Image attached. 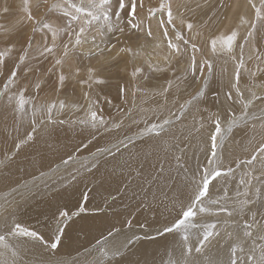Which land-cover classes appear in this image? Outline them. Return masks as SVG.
I'll return each instance as SVG.
<instances>
[{
	"label": "rangeland",
	"instance_id": "obj_1",
	"mask_svg": "<svg viewBox=\"0 0 264 264\" xmlns=\"http://www.w3.org/2000/svg\"><path fill=\"white\" fill-rule=\"evenodd\" d=\"M36 3L37 0H28V6L34 17L29 20L25 12V0H0V53L4 54L3 57H0L3 60V63H0V93H3L0 95V132H3V138L0 141L3 142L2 150L5 152L0 156V173L4 172V168L10 161L13 162L19 157L27 144L38 137V132H51L61 125L72 128L86 127L98 132L101 128H95L102 127L103 124L106 125L105 120H103V124L100 123L101 119L105 117L107 120L121 118L117 122L118 126L112 127V130H117L132 119L131 115L135 113V110L141 108L143 123L137 131L143 132L140 134V138L149 137L157 132H166L169 124H172L173 121L178 123L186 116L187 110L194 108L196 103L202 101L212 70L218 64H222L223 69L229 72L223 83L226 97H224L222 105L218 106L215 100L216 96L212 95L213 111L215 112L209 122H203L204 129H209L208 133L211 136L215 132L213 120L218 117L222 129L219 139H222V143L228 141L227 143L233 148L235 137L232 141L229 137L237 123L242 126L240 133L236 134L238 138L244 133L243 129L264 123V119H261L264 117V100L254 99L252 95L255 93L256 96L264 97V26L255 19V9L252 8L249 0H137L135 18L129 16V10L126 9L121 13L119 20L113 17L111 21L116 29L123 28V32L119 30L108 32L102 17L100 20L92 21L91 25H87L83 14H78L81 19L77 21L63 15L65 11L74 12V9L70 7L71 4L78 7L83 4L87 8L89 0H40L38 8ZM126 3H130V0H126ZM252 3L257 8L261 7V0H252ZM168 4H171L172 7L173 23L171 24L168 23L167 9L161 11V6ZM150 10L155 12L154 16L150 15ZM129 21L140 27L132 28ZM43 23L52 25V29L57 32L55 38L48 29H41ZM188 23L193 24L191 30L187 28ZM251 23L256 24L255 29L251 28ZM82 25L86 27L83 37L86 38V42L73 47L74 33L79 31ZM33 29H37V31ZM149 29L152 32L151 37L147 35ZM232 31L238 33L232 53L227 52L226 48L221 50L219 40L217 51L213 52L212 40L229 35ZM250 31L253 34L249 37ZM165 32H167V36L164 35ZM176 33H180L188 43L184 44L177 40ZM93 37H95V44L92 42ZM169 40L179 44L181 49L179 55L174 54L167 47ZM29 43H31V47H29ZM65 44H68L70 49L67 57L64 56ZM193 44L196 45V50H193ZM45 46L53 47V52L41 55ZM89 49L95 52H99L100 49L105 51L101 55L91 56L88 54ZM121 49L125 51H121ZM127 49H131V51H127ZM25 53L26 59L21 63L19 57ZM193 57L195 58V68L192 64ZM57 59H62L63 64L57 65ZM209 64L211 68L208 67ZM201 66H203V71H201ZM89 68L93 70L90 80L88 78ZM136 68H140L141 72L133 76ZM13 70L17 71L16 81L5 89V84ZM61 74L66 77L62 85L59 82ZM82 80L85 83H81ZM101 80L103 83L97 82ZM10 85L11 88H9ZM116 88L121 94L117 93V97L110 96L108 92L113 89L115 91ZM237 89L243 93V97L238 95ZM20 90L24 91L27 101L23 110L18 109L15 99ZM201 92L202 95L198 99L192 100V97ZM229 94H231V98H229ZM9 97H13L11 103H9ZM111 97L120 98L122 101L116 102ZM250 99L254 101L253 105L248 110V115L244 116L242 115V101L247 102ZM190 100H192L191 104L188 103ZM61 101L65 104L63 109L59 107ZM53 102L57 106L49 115L46 109ZM223 104H227L230 109L228 117L220 111L221 108L225 111ZM123 107L127 108L123 109ZM104 108H107V111H111L112 114L103 115ZM91 112L97 114L95 128L87 127L85 124L87 114H91ZM98 116L100 117L98 118ZM233 116L236 118V123L231 126V131H228ZM164 120H169L170 123L163 125V130H160L159 125H162ZM90 122L93 124L92 120ZM153 124L158 126L157 130L148 131ZM14 132H24V134L20 133L15 136ZM29 135L32 136L31 140L28 139ZM128 136L129 139H134L138 135L129 134ZM250 143L251 141L246 139V144L242 148H247ZM112 145L111 143L101 151L112 150L114 148ZM204 146L206 155L209 153V158L216 161V157L212 158V151H209V147L206 144ZM238 147L241 146L238 145ZM256 147L257 144H254L251 145V151L242 150L244 157H240L241 160L229 161L231 163L238 160L232 167L236 168V172H242L240 162L249 159ZM83 158L78 165L83 164ZM217 162L220 169L226 171L229 168L224 153L220 155ZM76 164L75 158H71L51 166L44 172L45 174L42 173L44 175L39 174L27 178V180L33 181L35 184L46 178L48 176L46 174L54 169L62 172ZM198 165L201 167L196 169L183 166L181 172L193 171L196 178L200 180L204 169L210 167L201 163ZM255 168L257 171L252 169L250 172L247 169L245 171L251 175L259 176L258 163ZM236 175L240 176L237 181L239 186H243L240 183L242 179H251V175L246 177L241 174ZM48 180L50 177L44 183ZM192 182L189 181V183ZM237 182L236 185H238ZM256 188H262L264 191V186L253 179L250 192L247 193L250 199H256L254 197ZM193 189L194 185L189 189L188 199H191ZM12 191V189L1 191L0 199L3 202L11 201L13 196L9 194ZM22 191L24 189L18 191L17 194ZM214 197L218 200L217 194ZM205 202L207 203L206 198ZM260 203L261 201H257L249 207L253 210ZM64 211L66 210L60 211V213ZM66 212L68 216L62 217L59 213L58 220L54 224L60 226L64 221V225H66L73 214H76L72 211ZM66 218H68L67 221ZM196 220L198 221L197 217ZM23 225L27 228L31 226ZM168 234L179 233H164L163 235L159 234V237ZM0 235L10 237L12 240H24V237L12 236L8 231L6 234ZM53 241L45 243L50 252L53 250L49 245ZM32 243L43 245L40 242ZM53 255L57 256L55 253Z\"/></svg>",
	"mask_w": 264,
	"mask_h": 264
},
{
	"label": "bare ground",
	"instance_id": "obj_2",
	"mask_svg": "<svg viewBox=\"0 0 264 264\" xmlns=\"http://www.w3.org/2000/svg\"><path fill=\"white\" fill-rule=\"evenodd\" d=\"M228 75L229 72L223 69L222 64L216 65L211 73V84L209 81V87L206 85V94L202 101L187 110L186 116L178 123L173 121L169 124L168 131L158 135L139 137L143 133L137 132L143 123L141 108L135 110L131 115L132 119L117 130H112V127L118 126L117 122L121 118L107 120L105 117L102 120H105L106 125L94 127L101 128L98 132L86 127L72 128L66 125H61L51 132H38V137L27 144L19 157L13 162L10 161L4 172L0 173V192L13 190L9 194L13 196L11 201L3 202L0 199V209L3 210H0V234H6L15 220L31 225L29 229L42 235L46 243L53 241L58 234L60 241L57 249L50 252L47 244H34L32 242L38 241H31L26 237L24 240L6 237L9 248H0V252H4L3 257H0V264H49V261H61L63 264H96V261L101 259V253L97 251L101 244L98 242L107 240L106 246L112 247L124 243L126 238H132L133 243L122 249L125 260L139 261L140 264H175L176 261L184 264V257L181 255L182 234L159 237V232H162L165 225L170 226L180 212L182 204L187 206L190 203L189 189L201 180L196 178L193 171L181 172L183 166L196 169L201 167L198 165L201 163L211 168L208 163L210 154L206 155L204 146L206 144L209 151H212L211 136L208 133L210 130L204 129V126L201 128L200 125L209 122L215 112L212 95L216 96L218 106L222 105L226 97L223 83ZM11 87L10 85L9 88ZM116 90H108V93L117 97L119 90ZM114 99L116 102L122 101L120 98ZM223 107L225 111L222 108L220 111L228 117L230 109L227 104H223ZM107 110L104 108L103 115L112 114ZM86 118V126L93 127L90 122L91 114L88 113ZM241 127L237 123L230 134L231 141L235 137L233 148L228 141L222 143L218 136L217 156L216 161L214 160L217 167V160L222 153L228 162L227 167L232 168L238 160L231 163L229 161L244 157L242 150L251 151V145H258L264 138L261 123L243 129L244 133L238 138L236 134ZM20 133L24 134L14 132L15 136ZM129 134L138 136L129 139ZM1 138L3 132H0ZM246 139L251 143L247 148H242ZM111 143L114 147L112 150L101 151ZM2 145L3 142L0 141V156L5 153ZM71 158H75L77 164L69 169L62 172L54 169L46 174V178L35 184L27 180ZM82 158L85 161L78 165ZM241 166V173L232 168L233 173L226 180L220 177L212 181L207 202L209 198L216 199L214 196L217 194L218 200L223 204L225 189L229 206L239 207L240 202L249 199L247 193L252 185L239 186L237 181L240 176L236 174L246 177L245 170L250 172L251 168L247 164ZM49 177L50 180L44 183ZM190 180L193 182L189 183ZM22 189L24 191L17 194ZM209 207L210 213L198 214V225L216 224V231L221 233V237L214 238L203 253L197 254L193 250L189 259H195L197 264H206L208 259L226 260L227 240L223 238L225 233L231 231L236 222H242L244 218L250 220L252 212L264 213L261 203L253 208L252 212L246 207L242 215L234 218H228L225 213L219 212L218 206ZM78 208L79 210H76ZM81 208L84 210L80 211ZM63 210L76 214H73L66 225L64 221L60 226L54 224L58 220L57 215ZM257 219H260L259 214ZM42 228L44 229L39 231ZM61 228L62 233L58 231ZM110 232L112 236H109ZM200 232L202 229L199 226L191 229L189 245L193 249L199 246L197 235ZM13 251L15 256L12 255ZM54 253L57 256H54ZM120 259L121 257H112L110 253L104 261L109 264L108 261L112 260L111 264H116Z\"/></svg>",
	"mask_w": 264,
	"mask_h": 264
},
{
	"label": "snow or ice",
	"instance_id": "obj_3",
	"mask_svg": "<svg viewBox=\"0 0 264 264\" xmlns=\"http://www.w3.org/2000/svg\"><path fill=\"white\" fill-rule=\"evenodd\" d=\"M249 3L251 4L252 8L255 9V19L257 21H260L262 23V26H264V0H261V7L257 8L254 3H252V0H249ZM25 12L27 13V19L32 20L34 17L31 14L30 7L28 6V0H25ZM40 6V0H37L36 7L38 8ZM70 7L74 9V12H68L65 11L63 13L66 17H71V20L77 21L81 19V16L78 14H83L85 17V24L91 25L92 21L100 20L101 17L105 21V24L107 26V31L112 32L114 30H119L120 32H123V28L116 29L115 26L111 23L113 17L116 18V20L120 19L121 13L124 12L126 9H128V15L135 18L136 16V8H137V0H130V3H126V0H89L87 8L83 4L81 6H77L75 4H71ZM167 9V16H168V23H173L172 18V7L171 4L168 5H162L161 11L164 9ZM7 11V9H5ZM150 15L154 16L155 12L150 10ZM247 22V21H244ZM37 23H40V21H37ZM129 24L132 28L138 29L140 26L133 23L132 21H129ZM187 28L191 30L193 28L192 23L187 24ZM251 28L255 29L256 24L251 23ZM41 29H48L52 32L53 38L57 35V32L52 29V25L48 23H43L41 25ZM34 31H37V29H33ZM99 31V30H98ZM86 32L85 26H80L79 31L75 32V41L73 44V47L80 46L83 43L86 42V38L84 37V34ZM252 32L250 31L248 33V36H252ZM147 35L151 37L152 32L151 29L148 30ZM165 36H167V32L164 33ZM238 33L236 31H232L231 34L226 36L218 37V39H213L211 42L212 50L213 52L217 51V42L221 43V50L226 48L227 52L232 53L233 51V45L237 39ZM176 39L182 41L184 44H187L188 41H185L183 39V36L180 33H176ZM93 44H95V37L92 38ZM29 47H31V43H29ZM99 47L98 45L96 46ZM167 47L173 51L174 54L179 55L181 53V49L179 44L173 43L171 40L167 42ZM193 50H196V45H192ZM242 48V46H241ZM53 47L45 46L43 48V51L41 52V55H44L45 53H52ZM69 45H64V56L67 57L69 55ZM105 50L100 49L99 52H95L92 49H89L88 54L91 56H97L103 54ZM121 51H125L124 49H121ZM127 51H131V49H127ZM3 53H0V57H3ZM26 59V53L25 55H21L19 57L20 62L22 63ZM0 63H3V60L0 59ZM57 65H62L63 60L57 59L56 60ZM192 64L193 68H195V58H192ZM242 66V61H241ZM209 68H211V65H208ZM89 80L92 78L91 73L92 69L89 68ZM201 71H203V66H201ZM141 72L140 68H136L133 72V76H135L137 73ZM17 77V71L13 70L10 73V76L8 77V81L5 84V89H7L9 84L15 83ZM239 78L237 74V79ZM66 77L61 74L59 77V82L62 85L65 81ZM98 83H103V81H97ZM81 83H85V81H81ZM37 87H39L37 85ZM238 95L243 97V93L237 89ZM0 95H3V93H0ZM202 95L201 93H197L196 96L192 97V100L198 99V97ZM254 99H260L264 100V97L256 96L255 93L252 94ZM229 98H231V94H229ZM16 103L19 110H23L25 104L27 101L24 97V91L20 90L18 92V95L15 97ZM13 100V97H9V103H11ZM192 100L188 101L189 104L192 103ZM253 100L250 99L247 102H243V111L242 115L247 116L248 110L253 105ZM59 107L63 109L65 107V104L63 101L59 103ZM183 107V106H182ZM56 108V103L53 102L52 104L47 106V112L49 115L51 114L52 110ZM97 119L96 112H91V120L93 121V127L96 126L95 121ZM261 119H264V117H261ZM215 125V132L211 134V147L212 152L211 156L212 158H215L217 155L216 149H217V138L221 134V122L218 117H216L214 120ZM100 123L103 124V120H100ZM169 120H164L162 125H159L160 130H163V125L169 124ZM236 123V118L233 116L232 120L230 121L228 131H231V126ZM201 128H203V124L200 125ZM158 128L157 125L153 124L148 131H156ZM261 130L262 135H264V123L261 124ZM159 134V132H157ZM28 139L31 140L32 136L29 135ZM17 148H19V145H17ZM209 165H213L215 163L214 159H209L208 161ZM241 164H247L253 171H257L255 168V165L259 164V176L251 175V173H245L246 176L251 175V179H242L240 181L241 184H247L252 185V180L255 179L258 182L261 183L262 186H264V138H262L261 142L257 145V147L253 150V152L250 154L249 159L246 161H241ZM233 173V169L229 167L226 171L220 169L219 167L213 166L211 168H205L203 171V175L201 177L200 182H196L194 184L193 194L190 199V203L187 206H184L183 204L180 206V212L177 214V217L174 219V221L171 223L170 226L165 225L163 227L162 232H159L160 235H163L164 233H181L182 234V248H181V255L184 257V264H197V261L195 259H189L191 257L193 250L195 253L200 254L203 253L205 248L210 245L214 238L221 237V233L219 231H216L217 225L216 224H199L196 220V217L198 214L201 213H210L211 208L209 205H215L218 206L219 212L225 213L228 218H234L238 215H242L245 211V208H248L249 212H252L250 205H254L257 201H261L262 206H264V191H262V188H256L255 189V197L256 199H245L244 201L240 202V206H229L228 204V198H227V190L225 189V199L224 203L221 204L220 200L217 199H208V202H205V198L209 197V186L212 183V181L217 180V178L224 177L226 178ZM84 209L81 208L80 211H83ZM260 215V219H257V215ZM60 215L62 217H67L68 213L66 211L61 212ZM5 226H7V222H5ZM202 229V232H200L197 235L198 245L195 249L191 245L188 244L190 235H191V229L197 228ZM60 233L63 232V229L58 230ZM8 232L10 235L15 237H26L31 241H38L41 244H45L46 241L44 240V237L37 233L36 231L30 230L29 228L25 227L22 223L18 221H13L11 226L8 228ZM109 236H112V233H109ZM227 240V246L225 249V252L227 254V259L224 261H216L213 259H208L206 261V264H264V213H257L252 212L251 219L244 218L242 222H236L232 226L231 231H227L225 233V237ZM135 239H140V237H135ZM60 241V235H56L55 240L49 245V247L52 250L57 249L58 244ZM218 242V241H217ZM101 244L100 248L97 249L98 252L101 253V259L96 261V264H105L104 258L109 257V254L111 253L112 257H121L120 260L116 261V264H140L139 261H131V260H125L123 259V252L122 249L127 248V246L131 243H133L132 238H126L125 242L120 244L119 246H112L108 247L106 246L108 244L107 240L104 242H98ZM0 248H3L7 250L9 248L8 243L6 242L5 235H0ZM15 251H13L12 255L15 256ZM4 252H0V257H3ZM6 264V262H4ZM49 264H63L61 261H49ZM109 264H111V261H109ZM175 264H180L179 261H176Z\"/></svg>",
	"mask_w": 264,
	"mask_h": 264
}]
</instances>
